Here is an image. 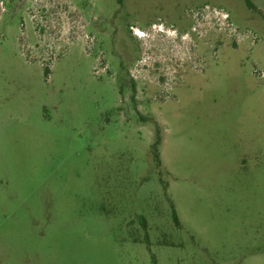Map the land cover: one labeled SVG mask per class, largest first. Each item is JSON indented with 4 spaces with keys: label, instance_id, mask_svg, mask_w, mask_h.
I'll use <instances>...</instances> for the list:
<instances>
[{
    "label": "rangeland",
    "instance_id": "1",
    "mask_svg": "<svg viewBox=\"0 0 264 264\" xmlns=\"http://www.w3.org/2000/svg\"><path fill=\"white\" fill-rule=\"evenodd\" d=\"M0 264H264V0H0Z\"/></svg>",
    "mask_w": 264,
    "mask_h": 264
},
{
    "label": "trees",
    "instance_id": "2",
    "mask_svg": "<svg viewBox=\"0 0 264 264\" xmlns=\"http://www.w3.org/2000/svg\"><path fill=\"white\" fill-rule=\"evenodd\" d=\"M122 1H123V0H116L117 4H119V5H121ZM45 74H46V75L48 74V69H47V68H45ZM158 142H159V141L157 140L156 143L154 144V147H153L154 151H155V149L157 148ZM155 158H156V157H155ZM172 218H173V221H174L175 223H177V218H176V214H175L174 211L172 212Z\"/></svg>",
    "mask_w": 264,
    "mask_h": 264
}]
</instances>
